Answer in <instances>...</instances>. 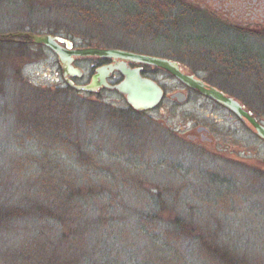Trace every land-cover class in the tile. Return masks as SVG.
I'll list each match as a JSON object with an SVG mask.
<instances>
[{"label": "rangeland", "instance_id": "1", "mask_svg": "<svg viewBox=\"0 0 264 264\" xmlns=\"http://www.w3.org/2000/svg\"><path fill=\"white\" fill-rule=\"evenodd\" d=\"M174 2L171 16L166 14L176 26L170 39L134 29L116 8L101 5L105 13L89 21L51 0H0V34L45 32L76 47L170 58L264 124V34L244 39L236 24L210 15L203 0ZM57 63L51 50L25 37L0 40V264H145L142 240L131 245L128 232L138 226L136 215L149 212L155 223L179 218L206 224L239 263L264 264V140L249 124L156 67H147L145 75L162 86L164 98L137 112L116 90L68 92ZM74 63L84 73L77 84L86 83L98 64L94 57ZM176 90H186L184 103L170 98ZM44 107L43 121L62 115L74 143L60 147L58 135L50 140L47 132L29 128ZM198 126L209 130L208 141L201 140ZM48 176L51 188L65 176L74 186L91 185L93 192H77L89 198L87 204L75 198L70 207L62 205L60 192L48 197L52 192L41 185ZM95 191L106 193L96 205ZM150 193L162 201L154 213ZM102 208L115 222L95 225ZM154 222L153 236L172 228ZM182 243L185 264H213L202 258L198 243ZM101 245L105 252L99 253Z\"/></svg>", "mask_w": 264, "mask_h": 264}, {"label": "trees", "instance_id": "2", "mask_svg": "<svg viewBox=\"0 0 264 264\" xmlns=\"http://www.w3.org/2000/svg\"><path fill=\"white\" fill-rule=\"evenodd\" d=\"M51 1L58 7V9H61L62 11L64 10L68 11L67 9H70L72 11L81 13L83 16H85L86 20H89V21L91 19H94L95 16H98V12L105 13V10H102L100 8L101 5L105 6L107 9L116 8L118 11H120L121 14L126 16L127 24L131 23V25H133V28L138 29L139 31L142 29H146L149 31L152 30V33L156 38L165 37V39H170L171 37H169L170 35L169 30L172 32V29L176 28V26L173 24L174 20L171 19L169 22L166 19L167 18L166 14H169L171 16L173 8L175 7L174 1L176 0H51ZM144 8H150L149 12L144 10ZM133 10H137V11H133ZM146 14H148L149 16H146ZM145 22L147 23L149 22V24H146ZM236 53H238V51ZM66 90L69 92V90H74V89L67 86ZM46 109L47 108L44 107L43 108L44 111L43 110L39 111L38 113L39 116L38 118L37 117L33 118L34 121L33 119L30 120L31 124L29 125V128L33 127L32 129L39 130L43 133L47 132L49 134L50 140H55L53 137H55V135H58L59 139H61L59 142L60 147H63L66 144L69 145L71 143H74V141L72 142L69 141V139L73 138L71 137L73 135L68 130L66 123L64 124L60 120L62 115L60 116L51 115L48 117L47 123L43 121L45 117L47 118ZM52 120H53V123H51ZM27 121H28V118H27ZM62 123L64 124V126L59 127ZM65 135H68L69 137L67 140L63 138ZM75 148H76V153L79 155L80 158H82V154H84L82 146L81 147L77 146ZM42 156H46L45 153H42L41 157ZM46 157H44V159H46ZM45 179L47 181L41 182V185L43 186V189H44L43 191L52 192V194L48 196L52 198H58L57 195H53V194H57L58 192L63 193L61 202H62V205L66 204L65 206L67 207H70V201H74L75 198L79 199V201H84V203L82 202L83 205L87 204L89 198L85 197V195L86 193L93 192V191L88 190V187L91 185L86 186V187H81L79 185L78 186L72 185L71 184L72 182L70 181V177L66 178L65 176L61 180L62 181L61 185L59 187H54V188H51L49 185V182L51 181V176H48ZM85 189H87V191ZM79 190L82 191L83 194L85 195L80 196L77 193ZM104 194L106 193L105 192L97 193L95 191V205L98 203H101V200H100L101 198L106 199ZM150 194H149V197H151L150 199L152 200L151 206L153 208L152 211L154 213V211L157 210V208H154V207L156 206L158 201H160L161 204H162V201L158 197L159 196L158 193L157 194L154 193L151 195ZM34 208L36 209V207ZM30 209L33 210V208H30ZM70 211L71 210H69L65 215L71 214ZM151 213L152 212H149V214L143 213V214L136 215L135 220L138 222L137 223L138 226L135 229H133L135 232L134 231L128 232V236L131 239L129 240L131 241V245H135V242H134L135 239L138 241L142 240L143 250L141 251L146 257L145 264H185L186 260L184 259L183 250L181 249V244H183L182 243L183 241H187V242L194 241L198 243V246L200 250L202 251L201 252L202 258L208 259L213 264H217L220 262L223 264H241L242 263V262L240 263L238 262V257L237 256L235 257V254L233 253V251L228 250L226 249L227 247L223 245L220 246L217 243V237H218L217 231L210 230L206 224H203L202 226L196 225L197 222L194 220L192 221V223H189L187 221L180 222L179 218H176L175 220H173L172 223H171V220L170 221L162 220L160 221V223L159 221L155 223L154 222L155 216ZM113 214L115 213L113 212ZM111 215L112 213H109V208L107 209L105 208L104 210L102 208L101 213L96 218L97 220H95V222L98 221L95 223V225L102 226L107 223L111 224L112 222H115V216H111ZM134 216L135 215H133V218ZM101 218H105L107 221H105V219L100 220ZM152 222L155 223L156 227L157 226L159 227L160 225H162L165 227L168 226L169 228L172 227L174 228V230H172L171 228V230L170 229L166 230L167 231L166 233L153 236ZM194 228L196 229L193 230ZM99 231H101V229ZM138 241H136L137 242L136 244H138ZM143 243H145V245H143ZM146 245L151 246L153 248L151 252L145 250V247H147ZM104 248L103 247L102 249L100 248L99 253L105 252V251H102ZM111 250L112 248L110 249V251ZM130 251L132 254L135 253V251H132V250ZM154 255H155V260H154V257L152 258V256ZM115 262L116 261H114V263Z\"/></svg>", "mask_w": 264, "mask_h": 264}, {"label": "water", "instance_id": "3", "mask_svg": "<svg viewBox=\"0 0 264 264\" xmlns=\"http://www.w3.org/2000/svg\"><path fill=\"white\" fill-rule=\"evenodd\" d=\"M15 36L26 37L34 44L43 45L50 49L57 57L62 76L69 86L76 90L87 92L96 91L99 87L117 90L125 97L128 103L136 111H144L154 109L164 95V91L156 80H152L141 74L139 67H131L128 62L137 64H146L155 66L167 71L173 78L178 79L183 85L191 89L198 90L200 94L206 98H211L217 104L230 110L237 118L246 121L251 128L254 129L256 135L264 140V124H261L256 117L246 111L244 107L233 97L226 96L218 88L208 86L200 78L194 77L191 74L184 73L176 61H171L167 58H161L154 55L139 54L128 50H119L115 48H102V47H72L69 40L59 38L47 33H33V32H17V33H4L0 34V40L13 38ZM64 44V45H62ZM107 57L118 59L120 61L114 64H108L96 69L95 73L91 76L89 83L85 85L74 84L67 76H82V70L73 65L75 57ZM117 72L121 75L122 79L118 83L111 84L108 80L110 76ZM171 99H176L178 102H185L184 93L177 91L170 96ZM205 128L199 126L196 131L202 132ZM204 137L202 138V140ZM208 141V139L206 140Z\"/></svg>", "mask_w": 264, "mask_h": 264}, {"label": "flooded vegetation", "instance_id": "4", "mask_svg": "<svg viewBox=\"0 0 264 264\" xmlns=\"http://www.w3.org/2000/svg\"><path fill=\"white\" fill-rule=\"evenodd\" d=\"M200 1H202V0H200ZM203 1H204V3L207 4V6H209L211 8V10H208V11H211L210 13H213V14H210V15L214 16V14H215L218 17L220 16V18H222L223 20L225 19L228 22L236 24V26H238V28H236L235 31L238 34H242L243 33V35L245 36L244 39H246V35L247 34L248 35L251 34V33H255V34L258 33V34H262V35L264 34V0H203ZM147 9H149V8H147ZM212 9H213V11H212ZM253 29H255L256 31H254ZM62 45H64V44H62ZM72 47L74 48L76 46H74L73 43H72ZM102 48L119 49L118 47H102ZM120 49L121 50H127V49H123V48H120ZM130 50H128V51H130ZM133 52H135V51H133ZM136 53L141 54L143 52L140 53V52H138L136 50ZM144 54H147V53H144ZM148 55H150V54H148ZM152 55H154V54H152ZM155 56H158V55H155ZM89 57H94L95 60L98 62V64L95 65L94 72L91 74V76L95 73L97 68H99L101 66H106L108 64H114V63L120 61L118 59H112V58H107V57H98V56H89ZM76 58L78 59V57H75L73 62H72L74 66H75L74 62H75ZM84 58H87V57H84ZM161 58H163V57H161ZM165 58H167V57H165ZM128 64L131 67H137L138 66L140 68V70H141V74H143V75H145V71H146L145 69H147V67H154V66L145 65V64L141 65V64L134 63V62H128ZM75 67H77V66H75ZM180 68H181V66H180ZM182 71L184 73L186 72L187 74H192V73L187 72L183 68H182ZM61 73H62V70H61ZM82 73H83V71H82ZM91 76L87 80L86 83H82V84L74 83V80L76 78H78L80 80L84 79V73L82 74L81 77H79V76L78 77L77 76H67V78H69L76 85H85V84L90 82ZM195 76L196 75H194V77ZM115 77H117L118 79L113 80ZM62 78H63L64 83L66 84L65 78L63 76H62ZM121 79H122L121 75L119 73H117V72H114L110 76V78H108L107 81H110V82L111 81H115L114 83H112V84H115V83H118L119 81H121ZM202 81L205 84H207L208 86H212L208 82H205L204 80H202ZM212 87H214V86H212ZM99 88H101V87H99ZM217 88L220 91H222L226 96H230L229 94H226L219 87H217ZM183 89H189L190 90V88H188L187 86H183ZM162 90H163V88H162ZM176 91H181V90H176ZM185 93H186V90H185ZM164 94H165V90H164ZM241 105H242V107H244L243 104H241ZM244 109H246V107H244ZM240 121L242 123H244L245 125H247L246 121H243L241 119H240ZM198 134H199V137L201 138V140H202L203 137H204V140L209 139L207 137L209 135V130H207L206 128L203 130V132H198ZM193 137H194V139H196L197 135H193Z\"/></svg>", "mask_w": 264, "mask_h": 264}]
</instances>
